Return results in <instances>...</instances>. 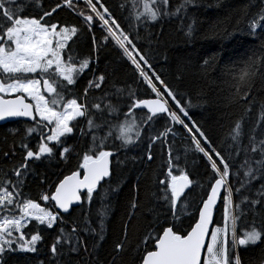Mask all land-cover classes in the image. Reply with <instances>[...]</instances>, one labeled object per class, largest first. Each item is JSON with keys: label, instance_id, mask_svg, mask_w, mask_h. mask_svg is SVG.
Here are the masks:
<instances>
[{"label": "snow or ice", "instance_id": "obj_1", "mask_svg": "<svg viewBox=\"0 0 264 264\" xmlns=\"http://www.w3.org/2000/svg\"><path fill=\"white\" fill-rule=\"evenodd\" d=\"M199 6L200 0H121L122 22L104 0H0V121L30 122L12 132L13 137L19 134V141L14 139L9 151L0 154L11 165L0 168V264H6L10 255L27 258L38 253L46 230L57 231L50 246L51 264H60L65 250L89 253V238L94 248L99 247L112 212L109 193L120 188L118 182L113 184L114 164L122 162L119 153L139 149L140 161L151 168L157 142L163 159L155 203L141 210L139 185H133L110 264L128 252L129 229L145 212L152 219L131 248L137 257L134 264H243L241 249L260 246L264 252V103L254 119L248 115L255 102V97L249 99L252 87L258 74H264V52L253 53L241 67L229 70L234 81L229 103L241 105L244 115L221 142L227 144L226 155L191 121V102L186 106L178 98L135 42L139 29L165 19L177 20L190 38L195 20L189 10ZM63 10L77 22L59 19ZM186 18L192 22L185 23ZM241 22L243 17L237 24ZM97 27L103 30L99 41ZM246 27L253 37L264 32V7ZM89 34L91 52L82 56L73 45ZM109 44L119 49L139 82L150 90V98H141L127 85L113 83L109 88L106 74L95 71L99 51ZM246 118L252 121L247 134ZM176 126L190 141L183 155L173 148ZM189 151L206 161L199 181L188 171ZM46 160L75 164L46 188V178L40 180L43 190L34 198L28 181L35 175V163ZM205 181L207 190L193 208L191 192L194 186L203 190ZM94 194L100 200L95 220L83 211L85 205L91 209ZM218 202H222L221 222L214 219ZM74 206L80 207L81 216L68 230L64 225L76 211ZM184 217H190L187 225Z\"/></svg>", "mask_w": 264, "mask_h": 264}, {"label": "trees", "instance_id": "obj_2", "mask_svg": "<svg viewBox=\"0 0 264 264\" xmlns=\"http://www.w3.org/2000/svg\"><path fill=\"white\" fill-rule=\"evenodd\" d=\"M54 2V0H49ZM106 6L116 15L123 17L120 9L121 0H104ZM174 2V0H173ZM218 5V6H217ZM264 7V0H200L198 8L190 9L194 18V32L189 38L184 35L177 20L165 19L157 24L150 25L147 29H139L140 36L135 41L142 48L153 68L160 77L171 87L187 106L188 101L191 106L188 111L191 121H195L205 131L214 145L225 151L227 155V144L222 145V141L233 122L244 115V108L239 104L229 103V95L233 91L230 86L231 80L229 70L241 67L244 61L253 53L264 52L261 44L264 43V32L258 31L255 37L248 34L246 24L252 15ZM243 17V22L237 21ZM59 19L76 23L77 18L72 16L67 10L60 13ZM192 20L186 18L185 23ZM125 27L127 23L124 22ZM102 29L97 27L96 37L101 40ZM78 49L80 55L88 56L91 52V35H82L80 40L73 45ZM99 59L93 68L100 74H106V84L109 88L115 83L118 87L131 86L141 98H150V90L139 82V78L134 73L132 67L123 59L119 49L114 45H105L99 51ZM209 64L205 65L204 61ZM264 73V69L261 70ZM81 84L85 83L82 77ZM255 97L253 111L248 115L255 118L259 110V105L264 103V74L258 77L252 87L251 100ZM191 121H187L191 123ZM252 121L245 119L243 122L244 132L250 130ZM27 122L17 121L0 125V154L9 151L10 145L15 139L19 141V134L13 137L12 132L23 129ZM158 127L160 124L158 123ZM177 127V137L173 144L174 150H178L182 155L186 146L190 144L187 133ZM247 142V135H245ZM153 153L155 163L148 167V162H141L139 156L143 152L139 149L124 150L119 153L121 163L115 167L113 184L120 185L118 192L109 193V201L112 204V212L105 224V239L99 247L94 248V241L89 238V253L81 250L79 253H68L66 250L60 257V264H110L113 256V247L117 238L121 234V223L128 206V201L133 195V185H139V203L141 210L152 207L155 203L153 195L156 192V178L162 163V150L157 142ZM137 157V159H133ZM15 161L20 160L19 153L14 157ZM206 161L200 158V154L189 151L187 154L188 171L192 177L200 180L204 175V165ZM75 161L69 164L57 163V161L36 162L34 165L35 175L29 178L28 191L35 198L43 190L40 180L45 179L44 188L48 184L54 183L62 174H66ZM10 162L0 155V168L7 169ZM205 188L202 190L194 186L189 202L193 208L199 204ZM259 182H257L258 185ZM108 185H105V189ZM43 205V202L40 201ZM100 205V200L94 194V201L91 209L85 205L83 211H89L91 217L98 219L95 215L96 209ZM80 207L69 217L64 225L71 229V221L81 216ZM222 202H219L215 213V221H222ZM152 216L145 212L138 222H134L129 229V239L126 246L128 252L117 257V264H134L137 259L131 251L142 237L147 228V221ZM190 217H184L187 225ZM242 226V225H241ZM57 231L46 230L44 240L39 246L38 253L24 255L16 254L6 257V264H51L50 246L55 241ZM243 264H264V252L260 246H250L248 249H241Z\"/></svg>", "mask_w": 264, "mask_h": 264}, {"label": "water", "instance_id": "obj_3", "mask_svg": "<svg viewBox=\"0 0 264 264\" xmlns=\"http://www.w3.org/2000/svg\"><path fill=\"white\" fill-rule=\"evenodd\" d=\"M17 121H23V122H26L25 120H24V118H10V119H8V120H6V121H0V125H5V124H7V123H11V122H17ZM27 123H30V122H27ZM218 204H219V202H218ZM218 204H217V206H218ZM76 207H78V206H74V208H76ZM216 213V212H215ZM215 217V216H214Z\"/></svg>", "mask_w": 264, "mask_h": 264}]
</instances>
